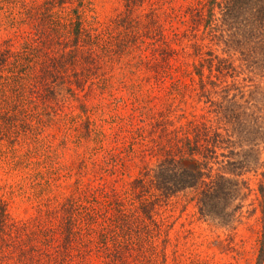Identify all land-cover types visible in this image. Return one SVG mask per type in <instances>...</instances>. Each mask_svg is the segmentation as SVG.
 Wrapping results in <instances>:
<instances>
[{
    "label": "rangeland",
    "instance_id": "rangeland-1",
    "mask_svg": "<svg viewBox=\"0 0 264 264\" xmlns=\"http://www.w3.org/2000/svg\"><path fill=\"white\" fill-rule=\"evenodd\" d=\"M263 249L264 0H0V264Z\"/></svg>",
    "mask_w": 264,
    "mask_h": 264
},
{
    "label": "trees",
    "instance_id": "trees-1",
    "mask_svg": "<svg viewBox=\"0 0 264 264\" xmlns=\"http://www.w3.org/2000/svg\"><path fill=\"white\" fill-rule=\"evenodd\" d=\"M189 176L191 178L190 179L191 180L190 183L185 182V183H183L182 187H180V189H175V190H172V191H165V192H168L169 195H174L178 191H181V190H184V189H186L188 187H193V186L197 185V183L200 180L199 178H201V174L200 173H198L196 175L195 174H193V175L190 174ZM157 178H159V177L157 176ZM204 185H206V184L204 183ZM213 186L214 185H212V187ZM207 189H210V188L208 187ZM207 189L202 190L201 194H198V203L199 204H204L206 202V199L208 198V194H209V190H207ZM262 254L264 255V249L262 251Z\"/></svg>",
    "mask_w": 264,
    "mask_h": 264
}]
</instances>
